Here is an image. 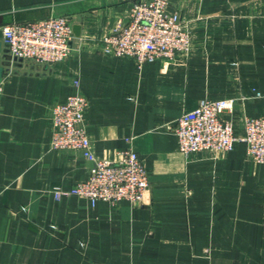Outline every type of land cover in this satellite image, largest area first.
<instances>
[{
	"label": "crops",
	"instance_id": "0c3cea01",
	"mask_svg": "<svg viewBox=\"0 0 264 264\" xmlns=\"http://www.w3.org/2000/svg\"><path fill=\"white\" fill-rule=\"evenodd\" d=\"M135 1L0 0V29L58 15L81 26L52 64L10 58L0 35V264H264V163L244 142L184 154L172 131L204 98L235 97L223 117L240 134L264 115V0H167L191 49L141 66L97 49ZM75 80L95 155L142 158L140 201L54 196L90 172L79 151L49 146L51 106Z\"/></svg>",
	"mask_w": 264,
	"mask_h": 264
},
{
	"label": "built area",
	"instance_id": "2783aa9c",
	"mask_svg": "<svg viewBox=\"0 0 264 264\" xmlns=\"http://www.w3.org/2000/svg\"><path fill=\"white\" fill-rule=\"evenodd\" d=\"M167 6V0L133 2L128 20L105 32L97 49L106 56L130 57L138 66L187 54L191 49L190 32L179 14L170 12ZM72 24L66 15L11 23L2 27V39L11 58L52 64L66 59L72 51ZM74 86V93L51 106L49 146L79 151L90 163V172L87 180L67 190L54 187V196L75 195L92 204L98 200L112 205L121 200L140 201L149 186L142 158L132 149L120 151L115 160L95 155L84 121L89 100L78 90V81ZM235 101V97L204 98L194 109L180 114L172 127L179 151H229L236 142H244L247 158L264 163V115L244 116L243 132L237 133L233 122L223 117L234 110Z\"/></svg>",
	"mask_w": 264,
	"mask_h": 264
},
{
	"label": "water",
	"instance_id": "95a60500",
	"mask_svg": "<svg viewBox=\"0 0 264 264\" xmlns=\"http://www.w3.org/2000/svg\"><path fill=\"white\" fill-rule=\"evenodd\" d=\"M72 31H73V35L75 37H79L80 36V32H81V26H80V24L73 23L72 24ZM0 35H2V30L1 29H0ZM7 52H8V50H7ZM9 57L11 58L10 54H9ZM9 57L7 56V58H9Z\"/></svg>",
	"mask_w": 264,
	"mask_h": 264
}]
</instances>
